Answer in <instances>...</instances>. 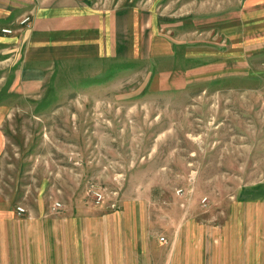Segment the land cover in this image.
Masks as SVG:
<instances>
[{
  "label": "rangeland",
  "instance_id": "1",
  "mask_svg": "<svg viewBox=\"0 0 264 264\" xmlns=\"http://www.w3.org/2000/svg\"><path fill=\"white\" fill-rule=\"evenodd\" d=\"M220 1L219 10L232 8ZM182 2L162 6L161 18L175 27L165 30L176 51L170 62L71 60L36 76L30 66L46 63L25 60L32 0H0L4 197L24 212L52 214L114 213L141 200L160 222L157 234L141 235H154L151 246L162 252L180 244L189 223L193 244L204 243L208 226L219 232L210 245L232 243L234 216L245 214L264 245V21L241 25L250 36L226 28L214 36ZM26 16L32 21L22 24ZM201 49L214 53H178Z\"/></svg>",
  "mask_w": 264,
  "mask_h": 264
},
{
  "label": "crops",
  "instance_id": "2",
  "mask_svg": "<svg viewBox=\"0 0 264 264\" xmlns=\"http://www.w3.org/2000/svg\"><path fill=\"white\" fill-rule=\"evenodd\" d=\"M161 1L32 0L35 22L26 35L25 60L46 63V67L30 66L36 76L50 71L54 62L71 60L139 62L160 57L170 62L176 51L165 30L175 27H170L161 16L162 6L167 12L176 0L164 1V5ZM230 1V10H219L220 0H183L180 8L185 14H202L200 26L211 30L207 34L215 36L214 30L226 28L228 35L237 38L250 36L244 34L246 28L241 25L264 21V0H246L243 10L239 6L241 0H226ZM182 21L190 22L188 17ZM178 53L185 60L213 55L214 50L201 49L199 56V50ZM139 201H127L122 210L114 213L52 214L44 212V208L20 213L16 198L0 193V264H264V245L256 244L257 231L249 228L245 214L234 216L232 243L210 245L209 238H215L219 232L208 226L202 229L207 234L204 243L193 244L188 235L193 224L189 223L183 228L184 243L171 245L162 252L160 247L151 246L150 238L154 235H141L144 229L157 234L160 222ZM161 253L165 255L160 256Z\"/></svg>",
  "mask_w": 264,
  "mask_h": 264
},
{
  "label": "built area",
  "instance_id": "3",
  "mask_svg": "<svg viewBox=\"0 0 264 264\" xmlns=\"http://www.w3.org/2000/svg\"><path fill=\"white\" fill-rule=\"evenodd\" d=\"M30 21V16H26L21 22L22 24H27L28 22ZM5 32L7 33H12V29H4ZM95 191V194H96V197H98V200H102L104 197L102 196L101 192H99V190H94ZM61 207V204L57 202V204L54 205V209H57V208H60ZM18 211L20 213L24 212L25 209L22 207V206H19L18 207Z\"/></svg>",
  "mask_w": 264,
  "mask_h": 264
}]
</instances>
